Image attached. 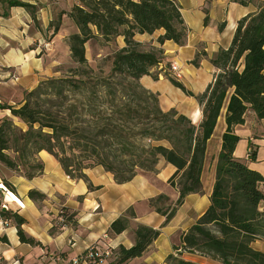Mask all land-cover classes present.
<instances>
[{
    "label": "trees",
    "instance_id": "16d2710c",
    "mask_svg": "<svg viewBox=\"0 0 264 264\" xmlns=\"http://www.w3.org/2000/svg\"><path fill=\"white\" fill-rule=\"evenodd\" d=\"M80 1L82 4L63 11L58 20L50 23L56 35L63 15H68L79 29L68 39L77 67L65 78L41 82L18 106L0 103V109L10 113L0 117V164L32 180L44 174L40 153L45 151L58 161L70 179L83 180L89 189H94L86 175L89 169L102 167L114 176L116 183L125 184L140 172L157 173L160 161L165 160L177 168L169 182L178 189L179 198L175 205L165 206L168 198L161 195L150 205L166 217L167 224L188 195L202 193L207 143L228 92L234 88L227 107V129L222 137L210 206L188 232L181 234L180 244L174 246L176 255H170L167 261L199 264L182 259L180 256L186 252L221 264H264V252L252 246L256 240H264V176L234 156L240 141L234 128L244 124L248 110L264 119V5L238 22L229 49L221 50L212 59L222 72L203 94L194 95L171 78L176 87L200 104L203 118L195 124L174 109L164 111L158 94L140 83L143 76L153 75L152 70L162 62V52L143 50L135 40L136 34H153L163 29L160 43L170 40L180 46L185 44L187 28L177 0ZM235 1L247 4L244 0ZM13 7L24 8L32 19L39 21L42 7L21 0H0V15L9 16L7 10ZM208 21L207 17L205 23ZM120 36L125 46L115 53L110 74H96L89 65L86 45L93 39L111 41ZM241 60L244 68L239 71ZM16 119L25 128L17 125ZM250 149L249 159L255 160L256 151L253 146ZM28 197L35 203L47 199L46 194L33 190ZM2 216L7 220L11 213L3 211ZM14 217L20 242L41 246L25 233L26 219L18 214ZM64 217L66 221L54 226L51 235L59 234L66 226L78 225L76 213ZM134 217L130 209L111 225L110 232L123 233ZM159 236V229L139 225L134 246L121 245L116 250L117 264L142 257ZM88 250L79 256L80 261Z\"/></svg>",
    "mask_w": 264,
    "mask_h": 264
},
{
    "label": "crops",
    "instance_id": "0c3cea01",
    "mask_svg": "<svg viewBox=\"0 0 264 264\" xmlns=\"http://www.w3.org/2000/svg\"><path fill=\"white\" fill-rule=\"evenodd\" d=\"M21 1L42 5L40 17L47 23V28L53 19L51 2ZM244 1L247 4H240L235 0H214L211 3L208 0H177L187 28L183 46L170 40L160 43L159 37L165 34L163 29L153 34H136L135 40L145 49L148 47L162 52V62L152 70L153 75L143 76L140 83L145 89L158 94L160 106L164 111L174 109L189 117L193 123H201L203 116L200 104L195 97L176 87L171 78L178 80L194 95L203 94L207 90L222 72L214 66L212 59L221 50L229 49L238 22L257 13L260 6L264 5V0ZM7 12V17L0 15V92L2 89L32 91L43 80L55 75L54 69L58 65H52L40 55L42 35L27 30L30 14L22 7H13ZM207 17L209 21L206 24ZM62 31L60 29L54 39L62 37ZM117 43L119 48L125 46L121 36L117 38ZM173 64L178 66L179 76L172 70ZM238 67L239 71L243 70V60ZM233 93L234 88H231L214 133L207 143L202 172V193L188 195L174 218L167 224L166 217L150 205L151 200L161 195L167 197L168 205L172 206L179 198L178 189L169 182L177 168L165 160L160 161L157 173L140 172L125 184L116 183L114 176L102 167L89 169L86 175L94 187L89 189L83 180L70 179L53 156L45 151L41 152L40 157L45 164L44 174L32 180L19 176L25 190L24 194H16L21 201L17 206L22 209L23 217L27 221L24 229L36 238L41 246L32 247L21 243L15 228L3 229L9 241L0 242V258H4L3 264H25L26 257H30L33 264H69L97 243L108 244L114 251L121 245L131 248L136 242L135 230L139 225L159 229L160 236L142 257L126 264H167L168 257L176 255L174 246L180 244L181 234L188 232L210 206L219 155L222 151V137L227 129V107ZM3 99V96H0V102ZM4 100H8L9 105L13 103L10 97ZM8 114L9 111L0 109V117ZM234 133L240 137L234 156L264 176V119H259L256 113L249 109L244 124L237 125ZM252 146L256 151L255 160H250L247 156ZM31 189L42 191L49 199H57L59 196L62 199L59 204L76 213L78 225L66 226L59 234L51 235V217L44 214L35 202L25 196ZM262 191L264 192V184ZM130 209L134 211L135 217L130 219L128 228L119 235L112 234L111 225L124 217ZM261 209L264 211V202ZM105 235L108 237L105 238ZM252 246L264 252V240H256ZM180 257L199 264H221L198 254L185 252Z\"/></svg>",
    "mask_w": 264,
    "mask_h": 264
},
{
    "label": "rangeland",
    "instance_id": "374dc122",
    "mask_svg": "<svg viewBox=\"0 0 264 264\" xmlns=\"http://www.w3.org/2000/svg\"><path fill=\"white\" fill-rule=\"evenodd\" d=\"M51 2V8L53 12V19L52 21L58 20V17L63 11L69 12L72 10V8L75 6V4L81 3L80 0H49ZM82 4V3H81ZM42 7V5H38V7ZM65 19V21H64ZM51 23V21H50ZM50 23L47 28H45L46 24L43 22L39 15V21H35L30 16V23H29V29L28 32L31 33H38L40 36L42 35V39L40 42V55L44 57L46 60H49V62L52 65H56L57 67L54 69L53 76L43 80H49V79H57V78H65L67 77L69 71L73 68L77 67V64L73 61L71 57L70 52V46H69V37L77 33L79 29L75 26L73 21L68 17V15H65L64 18L62 17V25L61 30H63L62 37H59L58 39H54L56 35H53V29H50ZM121 39H123L121 37ZM38 44V42H36ZM143 50L146 51H159V50H153L152 48L145 49L144 46H142ZM119 50V46L117 43V39L113 38L111 41H105L103 39H93L86 45V53L87 58L89 61V65L94 69L95 73L101 76H108L112 69V63L115 56V53ZM13 76V75H12ZM42 81V82H43ZM29 91L22 92L20 90L17 92L16 90H1L0 96H3L4 99L7 100L8 97H10L13 100V103L11 106H18L21 103L24 102L26 98V94ZM1 100V104L3 105H9L10 102ZM10 114V113H9ZM16 124L25 128V125L19 122L17 119L15 120ZM41 158V157H40ZM42 159V158H41ZM43 161V159H42ZM44 162V161H43ZM87 172V171H86ZM20 175L16 173L13 170H10L3 165L0 164V185L3 184L7 190H10L13 194H18V192L24 194V184L20 180ZM3 181H7L8 185H5ZM6 189L0 188V242H3V239L8 241V237L3 232V229H9V228H16V220L14 215L18 214L23 217L24 213L22 212V209L17 206L18 203H16L11 196H7ZM39 191L40 193H43L42 191L38 189H31L30 191ZM28 192V193H29ZM28 193L25 196H28ZM16 195V196H17ZM47 196V195H46ZM36 198L41 199L40 197L36 196ZM13 201V203L11 202ZM59 201H62V199L58 196L57 199H49L47 197L46 200L41 201L39 200L36 204L40 207L42 212L52 219V225L54 226H60L62 223L66 221V217H64L65 214L72 215V210L66 209L63 207V205L59 204ZM169 203L165 202V206H167ZM19 205V204H18ZM3 211H9L11 213L10 219H5L2 216ZM48 218V217H47ZM50 219V218H48ZM52 227V228H53ZM24 229V226H23ZM13 230V229H12ZM14 231V230H13ZM27 236L33 237L32 235L28 234L26 230L24 229ZM51 231V230H50ZM34 238V237H33ZM36 241H38L36 238H34ZM40 247V246H39ZM179 255V253H177ZM4 258H0V264H3ZM25 264H33L30 261V257H26ZM79 262L81 264L82 260ZM18 264V263H14ZM73 264V263H69ZM88 264H93L89 263ZM107 264H117L116 261V251H112L111 256L107 259ZM167 264H171L167 261Z\"/></svg>",
    "mask_w": 264,
    "mask_h": 264
},
{
    "label": "built area",
    "instance_id": "2783aa9c",
    "mask_svg": "<svg viewBox=\"0 0 264 264\" xmlns=\"http://www.w3.org/2000/svg\"><path fill=\"white\" fill-rule=\"evenodd\" d=\"M172 70L176 72L179 76V68L177 65H172ZM177 76V77H178ZM251 154V149L248 150V157ZM105 238L108 236L105 235ZM113 249L110 245L108 244H94L91 247H89V250L86 254V256L83 258L82 263L88 264L93 263V264H107V259L111 256ZM73 264H81L79 262V259H76L72 261Z\"/></svg>",
    "mask_w": 264,
    "mask_h": 264
},
{
    "label": "bare ground",
    "instance_id": "6f19581e",
    "mask_svg": "<svg viewBox=\"0 0 264 264\" xmlns=\"http://www.w3.org/2000/svg\"><path fill=\"white\" fill-rule=\"evenodd\" d=\"M0 188L2 189H6L5 186L3 184L0 185ZM6 192H7V196H11L12 199L16 202V203H21L20 199L13 193L10 192V190H7L6 189Z\"/></svg>",
    "mask_w": 264,
    "mask_h": 264
}]
</instances>
